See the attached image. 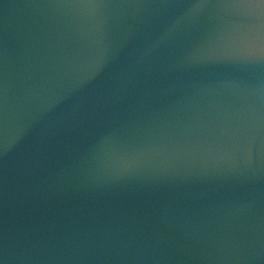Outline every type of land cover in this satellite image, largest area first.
<instances>
[{
    "label": "water",
    "instance_id": "water-1",
    "mask_svg": "<svg viewBox=\"0 0 264 264\" xmlns=\"http://www.w3.org/2000/svg\"><path fill=\"white\" fill-rule=\"evenodd\" d=\"M0 264H264V0H0Z\"/></svg>",
    "mask_w": 264,
    "mask_h": 264
}]
</instances>
